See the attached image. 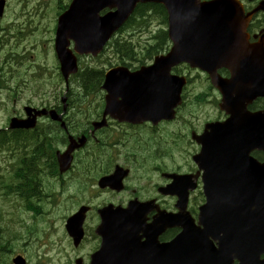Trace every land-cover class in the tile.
Listing matches in <instances>:
<instances>
[{
	"label": "water",
	"instance_id": "95a60500",
	"mask_svg": "<svg viewBox=\"0 0 264 264\" xmlns=\"http://www.w3.org/2000/svg\"><path fill=\"white\" fill-rule=\"evenodd\" d=\"M147 1L161 3L166 8L168 37L173 45L166 54L156 56L150 66L140 67L133 72L123 66L108 69L104 73L101 85L106 92L103 115L116 117L117 109L122 108L123 104H132L133 100L141 103L146 111L150 109L154 112L153 109L159 107L158 112L163 114L164 110H170L178 98L180 88L170 91V88L166 89L164 86H171L173 83L180 86L183 82L182 79L170 74V68L181 61H190L192 65L209 71L212 83L220 88L223 94L220 108L230 113L225 121L216 123L217 127L207 136L204 135V148L207 152L218 150L227 155L235 152L237 148L246 150L250 146L260 148L264 153V126L259 122L264 120V112L248 114L245 108L254 97L252 90L260 91L264 95V76L255 72L252 68L254 63L252 65L243 63L240 66L235 64L241 47L234 42L240 31L245 30L250 16L256 10L264 9V2L262 6L245 15L238 0H72L68 10L59 16L57 25L56 50L63 77L67 79L70 73L76 71L75 57L67 48L68 39L74 41L75 52L96 55L110 35L123 24L136 3ZM104 8H108L109 11L99 16V10ZM222 53H228L230 58L227 66L232 71L230 80H223L215 74V69L221 65ZM256 57L257 54L254 53V58ZM39 113L41 112L38 111L37 114ZM52 117L56 118L55 114ZM33 124L34 116L31 122L17 126L28 127ZM75 146H71L59 160L61 171L69 167L71 160L69 154ZM215 187L217 192L228 187V191L222 195L224 200L231 203L230 206L232 204L239 206L232 208L234 212L231 209L225 214L221 212L219 216L223 217L220 221L208 229L215 231L208 233L207 236L201 230L198 232L191 229L193 248L200 257L199 260H193L194 264H209L201 260H213L215 264H222L226 259L232 261V257L238 259L237 264H264V257L260 258V255L264 254L262 211H249L250 205L247 210L240 211L244 203L252 205L251 199H259L257 205L262 207L264 163L256 164L249 176L218 180ZM208 199L210 200V195ZM209 207L210 201L203 210ZM75 218L76 215L68 220L67 228L77 243L81 233L77 231L80 230V226L76 225ZM226 222L245 224L243 233L235 241L234 246L228 245L229 233L223 232H228V229L221 228ZM209 236L217 240L220 257L209 251L210 245H213L208 239ZM198 246L200 247L197 249ZM153 247L156 250L161 245L155 242ZM126 249L127 246L123 245V252H127ZM217 257L224 258L214 260ZM15 263L24 264L22 259H16ZM143 264H167V259L151 257L145 259Z\"/></svg>",
	"mask_w": 264,
	"mask_h": 264
},
{
	"label": "flooded vegetation",
	"instance_id": "af4514ba",
	"mask_svg": "<svg viewBox=\"0 0 264 264\" xmlns=\"http://www.w3.org/2000/svg\"><path fill=\"white\" fill-rule=\"evenodd\" d=\"M3 42V46L7 48V53L4 55H0V96H1V90L5 87L7 89H13L14 94L16 96H12V105L14 106L11 109V113L13 116H15L18 119L25 117L24 107L26 100H31L32 98H42L45 96L46 91L43 93H33L26 87V79L23 78L21 80V72L24 73L23 77H25L26 73L29 71L27 67V62L31 59V46H32V36L30 31H9L8 34H4L1 36L0 34V42ZM1 51V49H0ZM1 64L4 66H7L9 68V71L7 73H4V69L1 68ZM6 89V90H7ZM12 94V93H11ZM5 96L7 99L10 98L9 93H5ZM62 92L60 97H55L53 102L55 104V108H53L57 114L61 115L62 121H70L71 117L69 116V112L72 111L69 109V111L64 110L62 108L63 101L61 99ZM24 100V102L19 103V106L16 107L17 102H21V100ZM101 100V97H100ZM1 102H5L0 97V104ZM61 105V106H60ZM69 107H73V105L70 103V101L67 103ZM91 109V105L88 107ZM102 111L100 110L99 114L93 117L87 116L86 118H74L79 119L76 123H74V131L72 132L73 136L75 138L84 135L86 140L84 142L83 147L79 148L77 151L74 152L73 156V162L71 165V169L74 172V175L79 179L80 177L86 178L89 175H93L96 169L101 170L100 161L99 158L96 155V144L99 143L98 139L96 138L95 131L101 130L102 128H99L97 130H93L92 128V122L94 120H98L100 117H102ZM4 112V109L0 108V114ZM90 112V110H89ZM11 115V116H12ZM44 118H37V123L43 121L42 126V133L43 138L38 143L32 142L31 139H29L27 136L28 134H32L30 130H24L21 128L15 129V134H17L16 141L11 142L12 148L9 157L6 161L0 162V190H5L11 195H43L47 193V184H48V168L47 163L49 162L48 159L50 156H55L56 160V153L57 151H63L65 148V145L67 142H64V130L61 127L60 122H55L53 120L49 121ZM101 119V118H100ZM99 119V120H100ZM108 122H110L112 119L110 117H107ZM112 123H115L112 121ZM162 122H159L157 125L153 126L150 122L143 123L142 125H148V127H157ZM116 124L118 122L116 121ZM120 125V124H118ZM126 126V123H123V127ZM0 135L7 136L8 133L4 131V129L0 126ZM37 136V135H35ZM67 140V139H66ZM5 141L3 139L0 140V145H3ZM52 144L50 148L55 147L56 149L51 153L49 148L47 147V144ZM152 143L150 141L146 142L142 146V148L139 150L138 148H132L133 152L130 156L131 161L136 163V170L139 171L140 168L143 170L145 167H147L148 163V149L152 150L153 148L158 147L154 146L151 147ZM41 148V149H40ZM87 153V156L83 159V163H80L79 157L81 155H85ZM4 157V156H3ZM5 158V157H4ZM163 158L164 155H163ZM57 162V160H56ZM186 167L183 172L181 173H193L195 172L196 168L194 163L191 161V159L186 160ZM179 165H173L171 167H165L166 170L170 169L172 172L175 171ZM181 168V167H180ZM70 170L68 172H70ZM152 171V170H151ZM170 171V172H171ZM1 172H7L6 174H3ZM66 172V173H68ZM64 173V174H66ZM110 172L106 173L105 175L109 174ZM68 175V174H67ZM159 172H153L154 179L153 181V187L154 190H148V189H141L137 190L135 188H124L120 192H116L110 189H103L99 190L92 186L90 188V197L95 196H101V195H108V198H105L102 202L94 204L93 201L90 200L88 203H82L79 205H72L70 211L73 213L76 211L81 205H86L88 207L85 215V220L83 223V230H84V239L82 242V247H78L76 249V252L79 253L77 255H82L84 259H88L90 253L95 251L99 245L100 237L95 232V229L97 225L100 222V217L98 214L99 208L105 206L106 204H111L112 207H123V195H128L129 192L133 194V196L137 197L141 201L144 200H150L155 199V201L159 204L161 209H164L166 211H175L176 210V197L170 196V195H162L159 193L160 186L169 184V179L167 177H163L164 180L161 181V184H159L158 176ZM66 175H63L57 179L64 180V177ZM92 185V184H91ZM159 187V188H158ZM164 197H169L171 200V203H166L168 200H166ZM202 194L199 189H196L192 192H190L187 202V210L192 214L195 215L197 210L199 209V206L202 203ZM155 215L154 210L150 211L147 214V218L150 221L152 217ZM39 228L37 229L41 233L44 232L45 223H39ZM170 229H174V233L172 235H169L168 231ZM178 229L176 228H169L165 230V232L160 236L161 241H168L170 238H172L176 233ZM87 242L90 244V247L88 249H84L83 245ZM27 242H24L22 246H20L21 253H27L28 248L26 246Z\"/></svg>",
	"mask_w": 264,
	"mask_h": 264
},
{
	"label": "rangeland",
	"instance_id": "374dc122",
	"mask_svg": "<svg viewBox=\"0 0 264 264\" xmlns=\"http://www.w3.org/2000/svg\"><path fill=\"white\" fill-rule=\"evenodd\" d=\"M10 5L6 13V18L4 21H0V26L4 27L7 24H10L12 22L15 23L16 26L24 27V28H37L40 31H50L51 22L53 23V27L56 24V18L61 13V10L58 9L64 7L67 5L70 0H59L56 4H54L51 8L50 3L55 2L57 0H9ZM15 1H21V5L25 6V9L17 12L13 9V4ZM136 21V20H135ZM137 22V21H136ZM137 23V29H133V25H130L129 28L125 29L124 31H141V33H136V35H139V37L142 38L143 41L146 42L150 35L154 31H156L158 28H160V24L158 23V20L155 18H150V23L147 27L143 28L141 26H138ZM164 27V26H163ZM141 29V30H140ZM53 31V30H51ZM111 61H114L113 57L111 58ZM113 63V62H112ZM49 68L52 67L51 63H48ZM107 67V66H105ZM186 71V69H185ZM191 76H196V73L192 72ZM203 77L199 75V78L197 79L199 87L202 86ZM56 85H59V87L64 88V84L61 78H56L53 82H48V91L50 88L55 87ZM70 89L73 91V85L70 86ZM97 94L92 95L91 98L96 96ZM91 100V99H90ZM44 106H47L46 103H43ZM139 172H144L148 177L149 180L152 181L154 179L153 171L145 167L143 170L140 168ZM50 175L48 179H50ZM70 187V186H69ZM73 188L77 190V187L73 185ZM47 191V198L41 201L38 204L29 203L28 208L29 209H35L37 211V222L42 223L47 219H50L49 226L44 227V232L42 234H50L51 232H54V238L57 242L61 240L63 237L62 233V223L64 216L66 213H68L67 210H69L68 207H64V205H68L69 202L63 201V199L59 198V203L56 204L57 201V191L53 188H48ZM64 189V187H63ZM30 200V197L27 196ZM65 197V195H63ZM32 205V208L29 206ZM50 207L54 208V211L51 213V215H46L39 207L44 208ZM27 215H29V211L25 213L19 204H17L13 199L10 202H7L5 198H0V230L5 229L9 235L12 237L15 236H21L24 237L26 235L31 234H40L41 232L37 229L39 228V225L37 223H34L32 220H29L27 218ZM23 220V223L26 224L28 227L21 226L18 221ZM64 244L66 245V251H63V254L57 255L55 251L53 250V247L47 248L44 247L43 249H35L32 258L30 259V264H71V261L75 258V256L79 253L74 251L72 246L68 243L67 240L64 241ZM84 249H88L86 242L83 245ZM8 256L3 255L2 259L5 262H8Z\"/></svg>",
	"mask_w": 264,
	"mask_h": 264
},
{
	"label": "trees",
	"instance_id": "16d2710c",
	"mask_svg": "<svg viewBox=\"0 0 264 264\" xmlns=\"http://www.w3.org/2000/svg\"><path fill=\"white\" fill-rule=\"evenodd\" d=\"M154 17L161 22L159 24L164 25L165 23V14L164 10L159 5L153 4H143L137 5L133 12V17L127 22V26L137 25L143 28L147 27L150 23V18ZM137 22H136V21ZM152 41L143 42L140 39L136 41L123 40V44H116L115 50H113L116 56L117 62L124 63L127 59L129 60H144L151 58L152 55L161 52L167 44V36L165 29L160 27L155 31ZM118 56V57H117ZM116 62V63H117ZM84 71L79 72L78 80L79 83H76V88H73V91L69 90L67 96H69V101L76 108L77 104H82L83 101L89 100L92 95L98 94L100 91V84L103 77L104 69L95 67L93 68H83ZM75 75L74 78H76ZM198 100H202L201 97H196ZM51 167L50 164H48ZM54 169V168H53ZM38 197V195H33Z\"/></svg>",
	"mask_w": 264,
	"mask_h": 264
},
{
	"label": "bare ground",
	"instance_id": "6f19581e",
	"mask_svg": "<svg viewBox=\"0 0 264 264\" xmlns=\"http://www.w3.org/2000/svg\"><path fill=\"white\" fill-rule=\"evenodd\" d=\"M216 245L217 244L210 245L209 251L212 252L213 255H217V256L220 257L219 250H217L218 247H216ZM199 247L200 246H198L197 249ZM149 248H150L149 250H151V245H150ZM138 256L140 258V255H138ZM219 257L214 258V260H219L221 258H224L225 256L221 257V258H219ZM229 257H230V255H229ZM199 259H200L199 255L196 253L195 249L193 248V249H188L186 251H181V254H180L179 257L171 256L167 260H171L173 262V264H194L193 260H199ZM201 261H206L209 264L212 263V260H201ZM222 264H233V261H230L229 259H226Z\"/></svg>",
	"mask_w": 264,
	"mask_h": 264
}]
</instances>
